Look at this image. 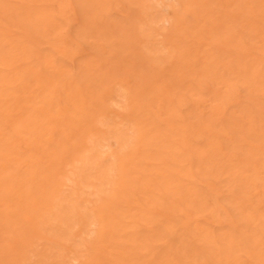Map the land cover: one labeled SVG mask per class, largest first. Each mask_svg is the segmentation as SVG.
I'll use <instances>...</instances> for the list:
<instances>
[{
    "label": "rangeland",
    "instance_id": "rangeland-1",
    "mask_svg": "<svg viewBox=\"0 0 264 264\" xmlns=\"http://www.w3.org/2000/svg\"><path fill=\"white\" fill-rule=\"evenodd\" d=\"M0 264H264V0H0Z\"/></svg>",
    "mask_w": 264,
    "mask_h": 264
}]
</instances>
